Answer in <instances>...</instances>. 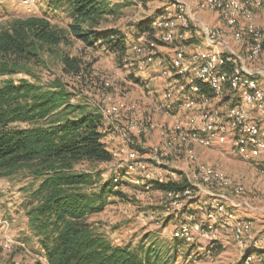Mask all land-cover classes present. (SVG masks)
Instances as JSON below:
<instances>
[{"label": "built area", "instance_id": "2783aa9c", "mask_svg": "<svg viewBox=\"0 0 264 264\" xmlns=\"http://www.w3.org/2000/svg\"><path fill=\"white\" fill-rule=\"evenodd\" d=\"M196 4L197 10L217 12L224 22L200 23L206 47L188 51L179 46L166 64L158 58L160 44L174 42L180 28L197 21L191 6L179 0H174L172 15L152 19L157 37L142 33L132 45L139 57L138 69L144 71L156 63L165 79L160 98L148 109L150 116H144L138 104L115 98L109 93L112 83L102 81V102L98 106L105 123L100 130L113 132L106 139H115L118 131L125 140L123 146L112 150L113 160L123 154L117 167L126 169L124 174L115 171L114 189L128 175H133L135 185L145 190L163 187L160 191L166 220L183 217L169 237L170 242H182L178 256L187 255L181 248L184 244L213 254L214 242L233 241L240 249L241 264H264V230L255 231L252 221L237 216L233 209L258 207L241 198L243 184L220 168L200 162L197 151L198 146L230 144L238 156L258 166L264 177V23L258 19L264 15V0H201ZM229 36L232 42L247 48L245 53L230 47ZM218 44L225 45V50H217ZM225 91L232 94V102L219 105L215 101L222 99ZM160 111L171 116L172 123L155 124L152 115ZM156 128L162 142L148 152L133 134L140 137ZM182 156L186 168L177 164ZM9 226L0 218V235L8 246L16 243L11 233L3 232Z\"/></svg>", "mask_w": 264, "mask_h": 264}, {"label": "trees", "instance_id": "16d2710c", "mask_svg": "<svg viewBox=\"0 0 264 264\" xmlns=\"http://www.w3.org/2000/svg\"><path fill=\"white\" fill-rule=\"evenodd\" d=\"M47 2L68 14L76 37L90 45L102 40L121 57L127 53L122 33L96 28L104 15L115 12L110 0ZM137 25L150 30L149 22ZM68 33L37 13L0 23V177L26 169L40 181L25 207L31 235L38 236L49 264H171L182 242L163 244L155 236L117 244L87 221L115 190L113 180L97 184L94 173L74 169L81 161L113 160L100 130L102 116L71 103L76 93L61 79L40 84L34 69L42 54L67 41ZM63 65L73 76L82 72L78 58L64 55ZM17 75L22 76L15 80Z\"/></svg>", "mask_w": 264, "mask_h": 264}, {"label": "rangeland", "instance_id": "374dc122", "mask_svg": "<svg viewBox=\"0 0 264 264\" xmlns=\"http://www.w3.org/2000/svg\"><path fill=\"white\" fill-rule=\"evenodd\" d=\"M110 1L114 4L115 12L104 15L101 23L96 28L99 31H118L129 41L131 40L130 36L133 37L136 32H141L137 24H146L147 21L161 15L170 16L175 10L174 0ZM179 1H186L193 9L194 16L197 19V21L191 22L190 30L196 31L198 29L202 34L201 22L217 25L215 24L218 23L217 12L207 9L197 10L195 0ZM47 8H52L47 0H33V3L29 5H23L13 0H0V23L6 22L15 15L44 14V10H47ZM50 17L55 25L65 28L69 33L66 42L46 51L42 54L41 61L34 66L35 75L39 77L40 84L45 85L54 79H61L70 91L76 93L71 98V103L75 105L82 104L88 111L100 113L98 105L102 102V81L108 80L113 85L109 93L115 98H124L131 103H136L144 116L151 115L148 109L153 101L144 103L142 99L135 98V96L137 93L144 92L147 94L151 91L154 94L153 91L156 88L154 84L156 82L154 81L155 83L151 84L150 80L149 82L148 80L139 82L135 78L133 72L137 70L131 66V64L135 66L133 62L135 51L132 46L127 43L129 46L128 51L121 57L118 53L110 50L102 40L90 45L70 33L71 18L63 11V8L51 11ZM152 30L158 36V31L154 28L150 29L151 32ZM146 34L149 33L146 32ZM231 45L235 48L239 46L234 43H231ZM64 55L80 60L82 64L80 75L83 74V78L64 71ZM133 57L134 59H131ZM261 63L264 64V60ZM14 78L18 80L21 75L14 76ZM30 79L33 80V77H30ZM137 83L138 85L135 86ZM231 95L229 91H225L224 97L215 102L219 105H229L233 98ZM186 114L188 113L186 112ZM152 117L155 124L158 125L172 123V117L161 111L153 114ZM104 123L103 120L102 125ZM102 133L111 152L114 147H121L125 144V140L118 131L115 132V139H106L108 134L113 133L111 130L107 132L102 130ZM133 136L135 139L141 140L148 152L158 142H162V136L158 128L148 129L140 137H136L134 134ZM109 138L111 137L109 136ZM197 151L200 162L220 168L236 182L243 184L245 193L242 194L241 198L247 199L250 204L264 210V177L261 175L258 166L238 156L230 144H217L212 147L198 146ZM122 157L123 154L120 157H115L111 162L81 161L75 165L74 169L94 173L98 177L97 184H100L113 180L115 171H120L121 174L126 173V169L117 167L121 160L119 158ZM178 159L177 164H181V167L186 168V158L182 156ZM193 167L194 164H191V168ZM188 170L191 171L190 168ZM98 173H101V175H98ZM133 178V175L122 178L121 184H117L114 192L107 195L104 209L90 214L87 221L98 233L105 235L117 244L127 242L138 244L142 240L144 242L146 240L151 241L155 236L163 244L166 241L168 242L175 226L183 220V217L180 215L166 220L167 215L161 202L164 199L163 192L160 191L161 188L154 186L150 190H145L143 187L135 185ZM39 182L26 169L18 171L11 177H0V218L6 219L10 224L7 230L3 229V232L5 234L11 233L16 241L13 245L8 246L4 236L0 235V264H49L38 236L31 235L28 225L29 216L25 207ZM233 209L237 214L239 208L234 207ZM181 248L184 250L183 252H188L187 255H177L171 264H236V257L239 255L238 250L224 254H221L222 252L208 254L206 251L199 252L196 248L194 249L187 244H184ZM189 254L192 255L190 259L188 258Z\"/></svg>", "mask_w": 264, "mask_h": 264}, {"label": "crops", "instance_id": "0c3cea01", "mask_svg": "<svg viewBox=\"0 0 264 264\" xmlns=\"http://www.w3.org/2000/svg\"><path fill=\"white\" fill-rule=\"evenodd\" d=\"M196 2L195 3H198L199 1L198 0H195ZM46 7V6H45ZM49 9V11H48ZM51 11H57L56 9H53V8H47V10H44V14L42 15H47L50 19V15H51ZM217 19H218V23H215L217 25H222L223 24V20L221 19L220 15L218 14L217 15ZM259 21L260 22H263L264 23V15L260 14L259 17H258ZM152 21V20H151ZM151 21H147L150 23V29H153L152 27V24H151ZM138 26V25H137ZM191 27V25H190ZM190 27L188 28H181V30H178L177 31V35H176V40L175 42L173 43H169V44H160L157 48V55H158V58H160L161 60H163V63L166 64L167 61H170V58L173 56L174 52H175V49L179 46H182L184 47L185 49H187L188 51H194V50H197L201 47H206V42L204 40V37L202 36V34L199 32V30L197 29L196 31H193V30H190ZM139 29V28H138ZM148 32V36L153 38L152 36H157V33L155 32L154 33V30H152V32L147 29V30H144L139 33V32H136L133 37L130 36V41L128 40V38L125 37V40H126V43H128L130 46L133 45L134 41H135V38H136V34H142V33H146ZM138 34V35H139ZM231 37L229 36L228 37V40H229V44H230V47L233 48L235 51L237 52H242V53H245V51L247 50V48L245 46H242V45H237L236 43L232 42V40L230 39ZM231 43H234L236 44L238 47H233L231 45ZM127 44V45H128ZM235 46V45H234ZM226 48L225 45L223 44H218L216 46V49L217 50H220V51H224ZM133 58L131 59H134V65L131 64L132 67H134L135 72H133L135 74V78L139 81V82H145L148 80H150V84L154 82L155 84V90L153 91V93H147L145 94L144 92L142 93H137V95L135 96V98H138V99H142V101L144 103H149V102H152L154 100H157L158 98H160L164 88H165V79L161 77L160 75V67L154 63V64H151L150 66L147 67L146 70L144 71H139L137 68V61L139 59L138 55L135 53H133ZM137 67V68H136ZM159 80V81H158ZM137 84H135V86H137ZM131 96V95H129ZM264 123V122H263ZM117 143V142H115ZM257 207V206H256ZM262 212V213H260ZM237 216L239 217H242V218H246V219H250L253 223V228L255 231H262L264 230V210L258 208V210H252V209H249V208H240L238 209V213H237ZM210 245V244H209ZM212 250L213 252H215V254H224V253H231L235 250H238L239 251V255H237L236 257V264H241L240 263V249L238 248V246L233 242H228V243H222L221 241H218V242H214L212 244Z\"/></svg>", "mask_w": 264, "mask_h": 264}]
</instances>
